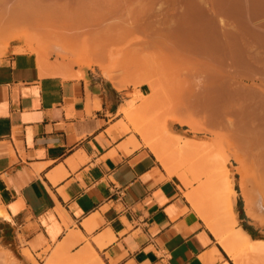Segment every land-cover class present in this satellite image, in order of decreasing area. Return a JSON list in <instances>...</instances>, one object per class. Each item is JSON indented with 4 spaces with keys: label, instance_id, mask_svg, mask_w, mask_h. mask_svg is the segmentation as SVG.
Here are the masks:
<instances>
[{
    "label": "crops",
    "instance_id": "obj_1",
    "mask_svg": "<svg viewBox=\"0 0 264 264\" xmlns=\"http://www.w3.org/2000/svg\"><path fill=\"white\" fill-rule=\"evenodd\" d=\"M249 1L246 11L264 14V0ZM259 29L248 30L255 58H242L238 30L229 40L225 58L240 56L231 76L264 77V22ZM17 46L0 55V234H13L27 264L89 250L101 264H236L178 175L125 132L134 89L117 88L98 67L107 79L87 68L63 74Z\"/></svg>",
    "mask_w": 264,
    "mask_h": 264
},
{
    "label": "bare ground",
    "instance_id": "obj_2",
    "mask_svg": "<svg viewBox=\"0 0 264 264\" xmlns=\"http://www.w3.org/2000/svg\"><path fill=\"white\" fill-rule=\"evenodd\" d=\"M182 1L187 4L185 5V11H181L180 14H178L177 21L175 20L174 22V20H170V18V21H167L171 14H167L166 8H170L171 5H176L178 2L180 4ZM193 1L194 0H162L157 8L153 10V6L156 2L155 0H0V55L5 53L7 44L12 40H22L30 45L31 40L35 42L39 40L44 45L37 46L35 49L37 50L38 57L42 64L47 62L46 59H48L46 58V54L49 51H44L45 49H51L54 50V52L60 51L69 53L71 54V58L74 56L75 59H80V61L87 66H97L112 80L117 88H125L131 83L135 85L147 84L152 94L155 93L156 87L148 80L145 74L146 72H142L141 61H147L145 63H148V60H150L148 59L150 58L148 55L152 53L157 55V53L166 52L165 60L169 61L170 57L169 66L174 62L176 65L173 64L175 68H179V66L184 68H179L182 70V73L183 70H185V72L190 70L189 74L186 73L184 76H176L180 84H178V81L175 79L177 81V83L176 81L175 83L179 86V89L174 98V102L173 100L171 101L173 102L171 104H173L174 109L172 110L173 112L170 111V114L168 113L169 118L193 130L200 129L199 131H201L204 123L208 125L216 123V125L219 124L222 125L221 127H225V131L227 129L234 132L235 136L247 138V136L250 137L251 135V138L253 136L257 141L254 142V146L261 147V151H259V149L257 153L260 152L264 160V91L261 90L262 93L256 94V97L259 99L250 102L247 100H251L255 95H246L239 89L236 78L240 76L223 75L219 71H214V73L207 75L205 79L198 76L201 78L199 79L195 76L196 74L194 75L192 73L194 66L209 64V60L213 53L217 55L219 52L224 56L227 54V50L232 49H228L229 42L226 38H223V40L217 38L215 43L210 42L205 28L201 27L199 21L202 15L208 12L207 8H204L206 3L203 0H198L197 5L193 3ZM179 6H177L178 9ZM174 9L170 10L173 13L172 15L175 14L176 10L178 12L180 11ZM160 10H165L167 17L165 14V18L162 16L161 19V16L157 13V11L160 13ZM151 12H156L159 16L153 13L158 16L155 15L157 18H153V16L150 15ZM173 18L176 17L174 16ZM218 20L222 28H224L225 22L223 19L219 18ZM165 21L167 23L170 22L168 26L167 23L165 26L163 25ZM34 24L38 25V29L37 27L36 29L39 33L44 32V35L37 33L32 34V32L29 33L27 28H30V26L32 27ZM205 24L207 23L205 22ZM40 25L44 28L41 29L42 27H40ZM152 27H154V30L149 31ZM45 28H48L47 31ZM51 28H54V30L56 29L58 33L54 34ZM162 28L164 29V34L161 31ZM138 34L143 35V38L142 36L137 38V41L139 40L138 43L135 41L137 46L134 42L133 44L139 48H136L134 45V48H129L132 42L127 38L126 41L130 42L128 44L130 46L127 51L123 53L124 55L121 54L123 58L121 57L122 59L119 61L118 59H120V57H118L116 60L118 51L116 53V49L110 48L112 41L125 38L126 36H134V38H136L139 36ZM32 35L33 37H31ZM172 37L176 39H172L176 42L171 41ZM232 44L233 43H231V45ZM167 51L171 52L169 53L170 55ZM144 52L149 54H144ZM50 53L52 52L50 51ZM141 53L145 55L144 59ZM153 55L151 56L153 57ZM160 55L163 56L162 54ZM163 57H161L160 60ZM162 61L164 62V59ZM142 64V67H144L143 69H145L147 64L143 62ZM165 66L166 65H163L162 69ZM117 67L122 69L123 75L119 76L115 73ZM60 68L63 69V74L72 76L79 75L77 71L72 73L71 70H64L66 69L64 67ZM165 69L166 68L163 70ZM167 69L170 70L171 68L169 69L167 67ZM58 71H60V69H58ZM178 72L180 73V71ZM234 100L243 101H238L241 103L234 108V105L231 103ZM148 104L149 99H144L137 106L124 108L123 113L127 121L130 124L135 123L134 120L140 116L139 114ZM199 113L201 114V120L199 119V123H197L195 121V115ZM229 115L236 117L237 120L236 122L234 121L235 123L231 120V116ZM253 116L257 117V121L252 120ZM218 129H221L220 126H218L216 130ZM134 130L135 133L141 137L145 146L155 155V158H157L161 165L167 167L169 162L168 158L164 156V152H162L160 146L152 142L146 136L147 133H145V129L143 127L134 126ZM231 132H228V135H226V132L225 135L228 137L233 135ZM248 140L250 141V139ZM131 142L133 146L137 145V140L133 137ZM248 144H246V146H248ZM189 146L192 147L190 143ZM250 146L251 143L246 149H249ZM248 151L250 152V150ZM260 153L259 155H261ZM233 155L236 157L235 154ZM165 170H167L168 173H173L168 168ZM180 180L185 187L188 186L187 182L182 179ZM262 186L263 198L259 195L255 200H250L249 198L245 200L247 215L258 220H261L260 216L264 215V180ZM232 190L231 186H229L227 194L225 193L226 196H223V203L221 202L223 207L220 208V212H218L219 209L215 210L217 214L213 211L205 212L207 214L214 213L213 215H216L215 217H209V215L206 216L204 215L205 213H202L204 209L199 208V206L201 207L202 205H197L195 199L197 195H194L195 193L193 194V192L188 191L186 195L193 208L199 212V216L206 227L215 234L221 246L236 264H244V262H242V256L246 254L264 258V239H253L245 229L241 227L235 228L236 214L232 206ZM24 250H26L25 253L28 255L29 251L27 249ZM1 259L4 263L2 261L0 262L7 264V256L5 254H0V260ZM96 259V254L93 253L92 250H89L88 253L79 252L77 255L70 258L64 256L62 257L64 263L61 264H101L97 262ZM45 264L54 263L49 260Z\"/></svg>",
    "mask_w": 264,
    "mask_h": 264
},
{
    "label": "rangeland",
    "instance_id": "obj_3",
    "mask_svg": "<svg viewBox=\"0 0 264 264\" xmlns=\"http://www.w3.org/2000/svg\"><path fill=\"white\" fill-rule=\"evenodd\" d=\"M155 1H156L154 4L155 7L153 6V10L154 8H157L158 4L162 0H155ZM203 1L206 3V6L204 8H207L208 15L206 13L203 14L202 18H200L199 21H200L201 27L205 28L206 34L210 38V42L215 43V40L217 38L221 40H223V38H226L228 42L229 40L234 41L235 39L233 37L236 35L233 33H235V31L238 30L240 32V35L242 36V42L244 44L243 46L246 48V51L242 55L243 56L242 58H255L254 56L259 51L260 47L258 46L256 39L253 37V35L248 30H250L251 28L258 29V27H260V29L263 28V22H264L263 12L253 11V8H251L252 10H250V12L246 11L245 4H247L246 2L247 0H231L230 3L232 6L230 5L231 6L230 8H232L233 10L230 13L224 10L225 0H222V1L221 0H203ZM193 3L198 5V0H194ZM178 4L176 3V5H173V6L171 5L170 6L171 9L166 8L167 14L168 15L171 14L168 17L167 21L169 20V18L170 20L171 19L174 20V22L175 20L177 21L178 14H180L181 11L183 12L185 11V5L187 4H185L184 1L180 2L181 4V5L179 4L180 6ZM177 6H179V9L177 8ZM174 8L180 11L178 12ZM172 9L176 10L175 11L176 15L175 14L172 15L173 13L172 11H170ZM164 12L165 10L163 11L160 10V13L157 11V13L161 16V19H162V16L166 14V12L165 13ZM153 13H156V12H151L150 15L153 16V18H157L159 16L157 13L156 14L158 16ZM167 14L165 15L166 17H167ZM165 16L163 18H165ZM174 16L176 18H173ZM219 18L223 19V21L225 22L224 28H222L221 24L219 23V20H218ZM205 22L208 25L205 24ZM166 23L167 22L165 21L163 25L165 26ZM168 23H167V26H168ZM36 27L38 29V25L34 24L32 25V27L30 26V28H27V29L29 30V33L32 32V34L37 33L40 35H44V32L39 33ZM40 27H42L41 29L44 28L41 25ZM152 28L149 31H153L154 27ZM41 29L39 28L40 31ZM45 29L47 31L48 28H45ZM51 30L52 32H54V34L58 33L56 29H55L56 31L54 30V28L53 29L51 28ZM51 30H48V31H51ZM42 31H45V30H42ZM161 31L163 33L164 29L162 28ZM226 32H228V35H226ZM138 35L139 36H137L136 38H134V36H126L125 38L112 41L110 48L116 49V53L118 51L117 53L118 55L116 54L117 55L116 60L118 59V57H120V59H118L119 61L123 58L122 57L124 55L123 53L127 51L130 45L131 47L129 48H132V47L134 48V46L139 42V40L137 41V38H140L141 36L143 38V35L141 34H138ZM31 37H33V35ZM127 38L128 40L130 39L129 40L130 42H132L130 45H128L130 42L126 41ZM237 38H239L238 35H237ZM172 39H175V38L172 37L171 41H173ZM135 41H137V43ZM11 42L18 44V46L16 47V50L18 51L28 50V51L34 52L35 54H37V56H38V53L35 48L37 46L44 45L39 40H37L36 42L34 40H31L30 41L31 45L22 40H12L9 43ZM133 42L134 44L135 43L136 44L134 45ZM9 43L7 45H9ZM136 48H139V47H136ZM44 51H47V52L49 51L46 54V58H48L46 59L47 62L53 65L55 64L59 69H61L60 67H64L66 68L64 70L68 69V70H71L72 73H75L76 71L80 72L81 69L87 68V69H92L93 71H97L98 73H100V75L105 77L101 73V71L97 68V66L95 65L87 66L85 63L80 61V59L78 58L75 59L74 56H72L71 58V54L69 53H64L60 51L54 52V50H51V49H45ZM50 51L52 53H50ZM167 52L168 54L171 53L169 51ZM163 53H160V54H162L164 57L161 56L159 53H157V55L154 53L148 55L150 56V58L147 57L148 59H150V60L147 59L148 63H145L147 61L145 62L141 61L142 66H143L142 62L144 64H147L146 66L144 65L145 69H143L144 67L142 66H141V69H142V72L144 73L146 72L145 74L148 80L151 81L156 87L155 93H152V94L150 93V89L147 84H141V85H145L146 87L144 95H139L137 92V88L140 85L136 84L137 85L136 86L135 84L131 83L125 87V88L134 89L132 96L135 97L136 103L129 108L137 106L144 99H149L148 106L139 114L140 116L136 118V120H134L135 123H132L133 125L132 124L129 125V123L123 116L124 122L121 120L122 125H125V124L128 125V128L126 129L125 132L129 134L134 133L135 132L134 126L143 127L145 129L146 131L145 133H147L146 136L152 142H155L156 144H158L160 148L162 149V152H164L163 153L164 156L168 158L169 162L167 164V167L165 165H162L164 166L163 168L164 169L168 168L170 171L180 176L179 179H182L188 183V186H187L188 191H191L193 192V194L195 193L194 195H197L198 198L197 197L195 198L197 205L199 204L202 205L201 207L199 206V208L204 209V212L202 213H205L207 211L215 212V210L217 209H219L218 212H220L221 211L220 208L223 207L222 206V203H223L222 199L224 198L223 196L224 195L226 196L228 188L229 186H231V189H233L232 190L233 195L231 199L232 206L236 214L235 228L241 227L245 229L253 239H257V238L264 239V215L260 216L261 220L254 219L248 216L245 210V200L247 198H249L250 200H255L257 199L259 195L260 197L263 196L262 195L263 194L262 185H263V180H264V164H263L264 160H263L262 154L260 152L259 153L261 155L257 153L258 152L257 150L260 149L259 151H261V147L254 146V142H257V141L255 140L253 136L251 138V135L250 137L247 136V138H244L242 136L238 137L237 135L235 136L234 132H231L227 129L225 131L224 130L225 127L223 128L221 127L222 125H219V124L217 125L220 126L221 129L216 130L218 128L216 123L209 124V125L204 123L203 127L201 126L203 129L199 131L200 129L193 130V129H190L188 126L180 125L172 121L169 118L170 111L174 109L173 104L171 103L174 102V98L176 97V93L179 89V86L176 85L178 81L177 80L178 78L176 76L178 75L184 76L186 75V73L189 74L190 70L186 72L185 70H183V73H182V70L179 69L182 67L178 65L179 68H175L176 65L174 64V62L171 63L172 67L169 66L170 57L167 54V56L169 57V61H166L165 60L166 52L164 54ZM121 54L123 55L121 56ZM144 54H149V53L144 52ZM142 55L143 54L141 53V56ZM151 55H153V57ZM203 55L208 56L206 54H203ZM143 56L142 57L144 59L145 55ZM160 56L163 57L161 60H160L161 58ZM139 58L142 59L141 57ZM236 58L239 59L240 56L233 57V58H229V57L225 58V55L223 56L219 52L217 55L213 53L209 60V64L207 65L201 64V65L194 66L192 73L194 75L196 74L195 76L197 77L198 76L203 77L202 79H205L207 75L214 73V71H219L223 75L229 74V76H231L232 75L231 70H234L235 68L238 67L236 66L237 64L235 65ZM163 59H164V62L162 61ZM160 62L162 63V66ZM163 65H166L164 67L166 68L165 70H163L164 68L162 69ZM167 67L171 69L168 70ZM61 70L63 71V69ZM178 71H180V73ZM115 73L119 76L123 75L122 69L120 67L119 68L117 67L115 69ZM236 80L238 82L239 89L243 93H245L246 95H255V97L252 98L254 100L251 99L247 101L251 102V101H255L256 99H259L256 97V94L262 93V91H264V87H263L264 77H257V76L241 77V78L239 77V78H236ZM178 84H180L179 81H178ZM176 86H177V89H176ZM172 100L173 102H171ZM228 101L230 102L229 98H228ZM238 101H243V100H234L231 102L232 105H234V108H236L238 104L241 103V102L239 103ZM199 114L195 115V119H196L195 121L197 123H199L198 121L201 118V114L200 115ZM229 116H231V120H233V122L234 121L236 122L237 119L235 116L233 115H229ZM256 118L257 117L253 116L252 120L257 121ZM228 132H231L233 135H230L229 137L226 136L229 134ZM136 136L137 138L141 139L139 135H136ZM248 139H250V141ZM189 143L190 145H192V147L189 146ZM248 143L249 144L251 143V146L253 147L250 146L249 149H246L249 146ZM246 144H248V146H246ZM141 145L144 146L143 143ZM145 148L148 149L147 147ZM244 150L247 152H245ZM248 150H250V152ZM233 154H235L236 157ZM194 210L199 215V212L196 209ZM216 212L215 214H217ZM213 214L214 213H210V214L205 213L204 215L206 216L209 215V217H212V216L215 217L216 215H213ZM0 254H5L7 256V259H6L7 264H27L26 261L22 258V256L17 252L13 234L11 232L8 233L6 237H2V238L0 234ZM52 256H53L52 254L44 255L42 262L45 263ZM66 256H68V254ZM59 257L60 255L57 256L55 261H57V259L59 260ZM242 258H243L242 262H244V264H264V258L262 257L246 254L242 256ZM0 261L4 263L2 259ZM2 262L0 263L3 264ZM54 264H57V262Z\"/></svg>",
    "mask_w": 264,
    "mask_h": 264
},
{
    "label": "trees",
    "instance_id": "obj_4",
    "mask_svg": "<svg viewBox=\"0 0 264 264\" xmlns=\"http://www.w3.org/2000/svg\"><path fill=\"white\" fill-rule=\"evenodd\" d=\"M250 235V234H249Z\"/></svg>",
    "mask_w": 264,
    "mask_h": 264
}]
</instances>
